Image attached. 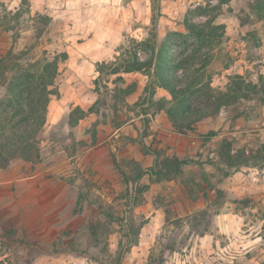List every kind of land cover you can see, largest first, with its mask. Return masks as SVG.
<instances>
[{
	"label": "rangeland",
	"instance_id": "1",
	"mask_svg": "<svg viewBox=\"0 0 264 264\" xmlns=\"http://www.w3.org/2000/svg\"><path fill=\"white\" fill-rule=\"evenodd\" d=\"M152 2L0 0V58L11 47L34 45L35 58L45 49L50 57L68 53L52 87L57 94L50 98L40 151L0 170V264H118L121 257L123 264L133 262L148 222V181H159L149 173L139 179V173L176 156L152 146V122L165 115L175 130L186 131L175 123L167 89L157 87L152 102L146 93L150 81L157 83L156 60L146 73L113 71L131 55L152 58L156 41L167 48L168 59L182 62L171 71L187 73L185 83L233 96L243 89L233 103L205 117L224 123L218 131L223 136L213 140L206 133L203 140L214 141L207 152L183 157L190 162L175 177L181 188L172 192L183 190L191 201L167 200L155 190L154 204L170 212L147 243L144 264H264V2L162 0L157 39ZM40 15L48 16L47 25ZM7 94V85L0 84V103ZM205 95L185 97L197 104ZM238 171L246 178L243 186L227 187ZM257 172L258 182L251 178ZM199 194L205 201L195 200ZM178 210L188 214L176 217ZM233 212L242 218L222 215ZM221 226L227 230L215 229ZM246 228L260 233L261 247L240 243ZM205 231L211 235L196 244Z\"/></svg>",
	"mask_w": 264,
	"mask_h": 264
},
{
	"label": "trees",
	"instance_id": "2",
	"mask_svg": "<svg viewBox=\"0 0 264 264\" xmlns=\"http://www.w3.org/2000/svg\"><path fill=\"white\" fill-rule=\"evenodd\" d=\"M262 1L264 2V0ZM152 3V30L157 39L159 20L163 15L162 0H153ZM16 15H20V12L15 13L14 17ZM41 19L45 25L48 24V16L41 17ZM2 24L5 25L4 21L0 19V26ZM188 29L195 31L189 25ZM36 30L39 36L42 32L41 27ZM31 48L33 52L36 45L24 47L19 51H16L15 47H11L0 58V84H6L8 87V94L0 103V170L8 168L15 158L32 159L40 151L39 136L47 123L50 98L51 95L57 94L52 87L59 74L60 62L68 58L66 52L50 57L46 49L42 56L35 58V55L31 53ZM153 51L157 54L146 61L139 60L136 55H131L121 62V55H118L116 62H121L120 68L113 73H146L147 67L151 68L156 60L154 75L157 78V83L150 81L145 87L146 93L152 102L156 100L154 98L157 94V87L167 89L175 104L172 116L175 123L184 125L185 131L195 130L197 124L206 116L218 114L223 107L233 103L235 95H238L243 89L242 87L236 88L234 96L231 92L217 91L211 85L197 89L195 84L185 83L187 82V73L179 75L176 71H171L173 68L182 67V62H173L168 59L165 54L167 51L165 46L159 48L158 41H156ZM152 75L150 74V76ZM184 84L186 85L183 86ZM202 91L205 92L206 97L199 99L197 104L191 103L185 97L188 92L190 94L198 93L202 96L204 94ZM157 102L164 103L161 99ZM84 115L85 113L81 115L80 119ZM217 134L218 131L212 130L207 134V137ZM144 146L148 153L154 152L145 143ZM226 156L228 158L231 156L230 149ZM228 160V164L234 163L231 159ZM189 162V159L174 156L166 159L162 166L156 164V166L143 169L138 178L141 179L144 174L149 173L157 176L159 180H162V175H168L166 178L172 179L180 176L183 173V166ZM115 164L118 165L116 160ZM118 264H123L122 257Z\"/></svg>",
	"mask_w": 264,
	"mask_h": 264
},
{
	"label": "crops",
	"instance_id": "3",
	"mask_svg": "<svg viewBox=\"0 0 264 264\" xmlns=\"http://www.w3.org/2000/svg\"><path fill=\"white\" fill-rule=\"evenodd\" d=\"M223 124L224 123L222 121L221 122L214 120L212 121L209 118H204L198 123L195 130L180 132L172 127V124L169 122L168 116L160 115L153 120L152 122L153 132L149 137L153 138L155 136L157 141L153 143L152 146L154 148L159 147L160 149L166 151L168 155L169 154L176 155L180 158L183 157L199 158L198 152L201 151L206 153L207 146L212 144L214 142L213 140H217L221 138L223 136V132H219L218 135H215L212 141L203 140L204 135L206 133H209L211 130L219 131L222 128ZM183 169L185 171L187 168L184 167ZM243 175H244L243 171L236 172L232 177H230L229 182L226 183L225 185H228L227 187L229 188L230 186H232V188L243 186L242 181L246 180V178L243 177ZM148 183L150 184V188L149 190H147L149 192L146 194V200H145L146 203H148L147 204L148 208L145 209V212L147 213L146 218L148 219V222L142 227V230L140 232V238H141L139 242L140 246L137 245V250L134 251V253L132 252L133 254L131 253V259L133 262L128 264L145 263L146 261L145 255H147L145 254L146 253L145 250H148V252H150V248H151V245H147V243L153 240L155 234H157L160 227L165 224L168 214L170 212L162 205L154 204L155 190L161 189V192L163 191L161 193V196L165 197L167 200H171V198L173 197L176 201H181V200L187 202L191 201V198L189 197L188 194H183V190L180 192L177 191L172 192L173 187L181 188L182 185L180 180H177V178L175 177L169 180H159L154 182L148 181ZM213 191L214 190H212V192ZM209 197H210L209 201H212L215 196L213 194H210ZM195 198L197 202L205 201V196L203 194H199V196ZM151 207L152 209L150 210ZM187 214L188 213H183V211L178 210L176 217H181ZM222 215H224V218H228V219H231L232 216L234 217L235 220L237 219V217L242 218L240 214L234 212L226 213ZM215 229L218 230V232L220 233L222 232V230L223 231L227 230L224 226L216 227ZM251 230H252L251 228H246L245 230H243L244 232L241 233L242 237H240V243L244 246V248L255 249L257 247H261L260 233L259 232L255 233L254 231L252 232ZM206 235H211V231H205V233L198 234L197 237L200 238V241H196V244L200 243L202 245V242L204 241ZM187 256L189 257V254H187ZM190 256L192 255L190 254ZM124 264L127 263L124 261ZM174 264H178V263H174Z\"/></svg>",
	"mask_w": 264,
	"mask_h": 264
},
{
	"label": "built area",
	"instance_id": "4",
	"mask_svg": "<svg viewBox=\"0 0 264 264\" xmlns=\"http://www.w3.org/2000/svg\"><path fill=\"white\" fill-rule=\"evenodd\" d=\"M251 178H252L253 181H257L258 182V181L261 180L262 176L259 174V172H257V173H254Z\"/></svg>",
	"mask_w": 264,
	"mask_h": 264
}]
</instances>
